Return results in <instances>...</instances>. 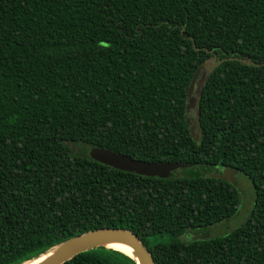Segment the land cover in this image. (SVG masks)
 I'll return each mask as SVG.
<instances>
[{
  "label": "trees",
  "instance_id": "16d2710c",
  "mask_svg": "<svg viewBox=\"0 0 264 264\" xmlns=\"http://www.w3.org/2000/svg\"><path fill=\"white\" fill-rule=\"evenodd\" d=\"M92 147L186 166L139 175ZM224 168L251 185L247 216L184 239L237 213ZM100 228L154 264H264V0H0V264ZM62 264L136 263L98 246Z\"/></svg>",
  "mask_w": 264,
  "mask_h": 264
},
{
  "label": "water",
  "instance_id": "95a60500",
  "mask_svg": "<svg viewBox=\"0 0 264 264\" xmlns=\"http://www.w3.org/2000/svg\"><path fill=\"white\" fill-rule=\"evenodd\" d=\"M243 62L252 63L245 59L242 60ZM215 64V62H214ZM214 64H212L214 66ZM208 61L203 62L200 64L188 86L187 90V98L188 104L187 108L193 106L194 97L191 96L194 86L196 85L197 76L200 73L201 69L209 71L211 66ZM204 74V73H203ZM89 156L100 162L102 164L108 165L112 168L126 171V172H133L139 175L145 176H158V177H168L171 171L177 169L178 167H185L186 165L181 163H155V162H144L140 160L133 159L129 156L116 153L109 149L103 147H92L89 149ZM236 170L224 168L221 172L211 174L212 177H217L221 179H225L228 182L232 183L233 185H237V181L235 179ZM120 241L126 243L131 247V253L127 254L121 250V252L130 256L136 264H154L153 258L148 251V249L143 245L140 241L138 236L134 234L132 231L123 229V228H100L95 230H90L69 238L59 245L54 246L44 254L39 255L36 258L30 259L22 264L30 263L34 261V259L40 258L43 255H47L44 259L39 261L36 264H62L66 260L72 258L79 252L85 251L87 249H91L98 246H107L109 242ZM113 248V247H110ZM115 249V248H113ZM118 250V249H117Z\"/></svg>",
  "mask_w": 264,
  "mask_h": 264
},
{
  "label": "rangeland",
  "instance_id": "374dc122",
  "mask_svg": "<svg viewBox=\"0 0 264 264\" xmlns=\"http://www.w3.org/2000/svg\"><path fill=\"white\" fill-rule=\"evenodd\" d=\"M199 76H200V73L198 74L197 78H199ZM194 89H195V86H194ZM191 96L196 97L195 92H192ZM194 123L192 126L193 130L195 129ZM178 169H180V167H178L177 169L173 171H176ZM236 181L238 182L237 189L240 190L239 192H241L240 193V204H239L237 213L235 214L233 218L229 219L228 221H222L221 223H218L217 225L210 227L209 230H210V234L212 235L222 234L225 231L232 229L234 226L242 222L248 214V211L251 207V201H252V189H250L251 185L248 179L242 174H236Z\"/></svg>",
  "mask_w": 264,
  "mask_h": 264
},
{
  "label": "flooded vegetation",
  "instance_id": "af4514ba",
  "mask_svg": "<svg viewBox=\"0 0 264 264\" xmlns=\"http://www.w3.org/2000/svg\"><path fill=\"white\" fill-rule=\"evenodd\" d=\"M207 61H208V63L210 65L214 64V62H215V61H213V59H208V60H206V62ZM213 67L214 66L212 65L209 71L204 70L203 68L201 69L200 76H199V78H197L198 82H196L195 89L193 91V92H195L196 97H194L195 100H194L193 106L191 108H193L195 106V104H196L197 96L199 95L200 88L202 86L204 78L206 77L207 73L211 72ZM194 109H196V108L194 107ZM192 126H193V122H192ZM193 133H195V132L193 131ZM209 229L210 228H208V229H206L204 231H203V229H196V230H193V231H190V232L188 231V234H184L183 238L184 239H194V240H196V239H203V238H207V237H210V236H214V235L210 234V230Z\"/></svg>",
  "mask_w": 264,
  "mask_h": 264
},
{
  "label": "bare ground",
  "instance_id": "6f19581e",
  "mask_svg": "<svg viewBox=\"0 0 264 264\" xmlns=\"http://www.w3.org/2000/svg\"><path fill=\"white\" fill-rule=\"evenodd\" d=\"M107 246L109 247H113L115 249L121 250L127 254L131 253V247L129 245H127L126 243L120 242V241H114V242H109L107 244ZM45 257H47V255H43L40 258L34 259V261H31L30 263L27 264H36L39 261H41L42 259H44Z\"/></svg>",
  "mask_w": 264,
  "mask_h": 264
}]
</instances>
